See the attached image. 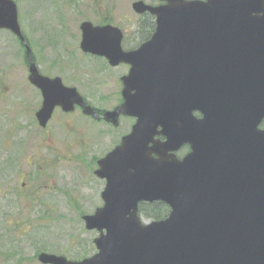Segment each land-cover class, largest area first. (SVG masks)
Returning a JSON list of instances; mask_svg holds the SVG:
<instances>
[{"label": "water", "instance_id": "1", "mask_svg": "<svg viewBox=\"0 0 264 264\" xmlns=\"http://www.w3.org/2000/svg\"><path fill=\"white\" fill-rule=\"evenodd\" d=\"M159 1L131 5L155 17L151 38L132 51L117 27L80 24L82 52L130 66L122 104L101 118L136 121L94 171L103 205L82 220L99 233L97 253L79 262L41 253L42 264H264V0ZM0 30L30 55L13 0H0ZM28 80L41 92V127L56 107L100 119L31 62ZM184 143L191 151L178 160ZM156 201L168 216L143 223L138 204Z\"/></svg>", "mask_w": 264, "mask_h": 264}, {"label": "rangeland", "instance_id": "2", "mask_svg": "<svg viewBox=\"0 0 264 264\" xmlns=\"http://www.w3.org/2000/svg\"><path fill=\"white\" fill-rule=\"evenodd\" d=\"M14 1L40 71L76 87L96 108L111 110L119 103V80L127 66L112 68L102 58L83 54L79 25L110 23L123 31L124 47L130 49L143 39L139 30L144 19L131 4L156 5L157 0ZM25 74L22 50L11 34L1 30L0 264H8L7 256L14 264H40L34 259L38 252L80 260L95 252L92 240L97 232L87 231L81 218L102 205L104 181L92 173L96 160L118 143L132 121L121 117L118 127H112L78 111L68 115L57 111L43 134L23 104L31 98ZM34 98L37 110L41 99ZM21 175L28 176L27 190L20 188ZM35 194L34 205L28 198Z\"/></svg>", "mask_w": 264, "mask_h": 264}, {"label": "flooded vegetation", "instance_id": "3", "mask_svg": "<svg viewBox=\"0 0 264 264\" xmlns=\"http://www.w3.org/2000/svg\"><path fill=\"white\" fill-rule=\"evenodd\" d=\"M144 17V19H143V21H142V25H144V23L146 22V16H143ZM147 31V30H146ZM153 32V31H152ZM152 32L151 33H149V31H147V33L145 34V32H144V34L142 35V38L144 39H142L141 41H139L138 42V44L135 46V47H133V48H130V49H126L125 47H124V40H125V35H124V33H123V35H122V42H121V44H122V47H124L123 49L124 50H127V51H131V50H134V49H136L139 45H141L142 43H144L145 41H147L148 39H149V37H150V35L152 34ZM150 34V35H149ZM144 36H149L147 39H145L144 38ZM12 37L14 38V40L16 41V43L18 44V46H19V48H20V50H22V58H23V62H24V68H25V71H26V74H25V81L27 82V84H28V86H30V90H31V93H30V97L31 98H25V101L23 102V104L26 106V110H29L30 112H33V119H32V121L34 122V124H35V129L37 130H42V133L44 134V130L46 129V127H47V125H48V123L49 122H51V120L53 119V117H54V115H55V112H57V111H59L60 113H61V115H68V114H70V113H65V112H63V111H61L59 108H56L54 111H53V113H52V115H51V118L49 119V121H48V123L46 124V126L45 127H41L40 125H39V123H38V120H37V117H36V114H37V112H38V110H39V108H40V106H41V103H42V97H41V94H40V91H39V89H37L36 87H34L33 85H31L30 84V82H29V80H28V77H29V64H30V62L31 63H34L35 64V66H36V68L38 69V72H39V74L41 75V76H44V77H48V78H55V77H59V76H54V75H48V74H45V72H42V71H40L39 70V68H38V66H37V64L34 62V60H33V56H32V51L30 52V55L27 57L26 56V50H25V47L22 45V43L19 41V39L18 38H16L15 36H13L12 35ZM24 39H25V43H26V45L27 46H29V44H28V41H27V39H26V37L24 36ZM31 49V48H30ZM28 58L30 59V62H28ZM95 58H100V57H95ZM104 61H105V59L104 58H102ZM106 62V61H105ZM106 64H107V62H106ZM108 65V64H107ZM122 65H125V64H122ZM109 66V65H108ZM125 66H127V72H128V68H129V66L128 65H125ZM109 67H111V66H109ZM112 68H114V67H112ZM126 72V73H127ZM60 78V77H59ZM62 80V79H61ZM62 83H63V81H62ZM63 85H65L64 83H63ZM121 85V84H120ZM121 88H122V86H121ZM121 88H120V91H121ZM120 91H119V94H120ZM20 96H21V93L19 94ZM34 96L35 97H37V96H39L40 97V99H41V101H40V105H39V107H38V109L36 110V108H37V99H35L34 98ZM17 99H19V98H16V100ZM85 99V98H84ZM85 101H86V99H85ZM119 103H117L111 110H103V109H100V108H96L94 105H92V104H90V103H88V102H86V104H88V105H90L92 108H93V110H94V112H95V114L96 115H99V116H102V114H104L105 112H107V111H112V110H114L121 102H122V99H121V95L119 96ZM21 103L22 102H20V105H21ZM34 104H35V107H34ZM33 107H34V110H33ZM80 112L81 114H82V111L79 109V108H77V107H75V109H74V111L72 112V113H78V112ZM82 116H84L85 118H87L88 120H91V121H93V122H97L98 124H100V123H102V124H108V123H105L104 121H102V120H99V121H97V120H94L93 118H91V117H88V116H85V115H83L82 114ZM192 116H193V118L194 119H196V120H199V119H201V117H202V115L199 113V112H197V111H194V112H192ZM121 118V117H120ZM124 118H128V117H124ZM130 120L132 121V124L134 123V119H132V118H130ZM132 124L130 125V127L132 126ZM263 127H264V125H261L259 128H261V129H263ZM28 127H27V125H25V127H24V129L26 130ZM130 129V128H129ZM36 135V134H35ZM161 140H163L162 138H160ZM36 140H37V135H36ZM190 150H191V148H190V145L189 144H187V143H184V144H182L178 149H177V151L175 152V155H176V157L178 158V159H182L185 155H187L189 152H190ZM41 166V165H40ZM27 175H21V176H19V180H20V188H21V190H27L30 186H29V183H28V179H27ZM24 179H26V181H23ZM22 193V192H21ZM36 195L37 194H35V195H33V197H31V199H30V195H29V198H28V200L30 201V200H32V204H36ZM33 207V206H32ZM35 256V255H34ZM8 260H9V262H7L8 264H14V259H12L11 260V256H7L6 257ZM36 259V258H35Z\"/></svg>", "mask_w": 264, "mask_h": 264}, {"label": "trees", "instance_id": "4", "mask_svg": "<svg viewBox=\"0 0 264 264\" xmlns=\"http://www.w3.org/2000/svg\"><path fill=\"white\" fill-rule=\"evenodd\" d=\"M145 16H146L147 20L144 23V25H142V27H140V30H139V32H142V34H144V32L146 34L147 31H149V33H151L154 29V23L152 21V18L148 15H145ZM103 23H105V22H103ZM148 37L144 36L145 39H147ZM139 211L145 219L160 220L167 215L168 208L165 204H163L161 202H155L152 204H141L139 207Z\"/></svg>", "mask_w": 264, "mask_h": 264}]
</instances>
